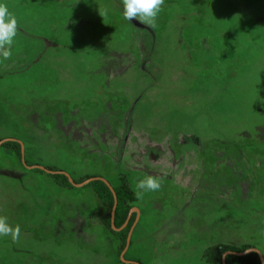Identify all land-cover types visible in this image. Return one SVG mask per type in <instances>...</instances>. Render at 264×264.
<instances>
[{
	"label": "rangeland",
	"instance_id": "374dc122",
	"mask_svg": "<svg viewBox=\"0 0 264 264\" xmlns=\"http://www.w3.org/2000/svg\"><path fill=\"white\" fill-rule=\"evenodd\" d=\"M0 2L18 20L0 141L20 145L0 144V216L21 229L0 264H130L92 178L134 193L126 260L208 264L218 246L264 264V0H165L155 29L122 0ZM149 175L162 187L137 199Z\"/></svg>",
	"mask_w": 264,
	"mask_h": 264
},
{
	"label": "clouds",
	"instance_id": "9594fccd",
	"mask_svg": "<svg viewBox=\"0 0 264 264\" xmlns=\"http://www.w3.org/2000/svg\"><path fill=\"white\" fill-rule=\"evenodd\" d=\"M165 0H122L123 18L127 21L136 20L152 29L157 27V18L163 11ZM100 15L105 18L108 9L99 10ZM18 34V20L14 13L10 12L8 6L0 2V58L9 60L12 57V49ZM162 180L156 176H146L134 184L137 199L142 200L145 193L159 191ZM21 234L20 226L15 227L7 222V217L0 216V237H10L13 243L19 241Z\"/></svg>",
	"mask_w": 264,
	"mask_h": 264
},
{
	"label": "trees",
	"instance_id": "16d2710c",
	"mask_svg": "<svg viewBox=\"0 0 264 264\" xmlns=\"http://www.w3.org/2000/svg\"><path fill=\"white\" fill-rule=\"evenodd\" d=\"M7 146L14 147L20 150V145L16 141H8L5 142ZM58 179L67 181V177L63 174L55 175ZM83 181V179H82ZM97 188L100 190L101 199L105 207V216L102 220V225L106 228L110 229L111 232L119 239L121 248H125L126 241L128 237V233L135 222L136 214H132L127 226L120 231L114 230L111 225V213L114 205V196L110 188L101 180H96L94 182ZM116 197H117V207L115 210L114 224L116 228H121L125 223L128 214L133 208L128 205V201L135 200L134 193L129 189L127 182L122 181V185L114 188ZM226 247H209L205 252L204 256L208 264H223L222 256ZM245 250H239L237 248L233 249L234 253L244 252ZM226 264H262L259 255L256 252H250L245 255H237V254H228L225 256Z\"/></svg>",
	"mask_w": 264,
	"mask_h": 264
},
{
	"label": "water",
	"instance_id": "95a60500",
	"mask_svg": "<svg viewBox=\"0 0 264 264\" xmlns=\"http://www.w3.org/2000/svg\"><path fill=\"white\" fill-rule=\"evenodd\" d=\"M8 141H15V140H12V139H10V138H8V139H3L2 141H0V144L5 143V142H8ZM21 154H23V145H22V147H21ZM22 162H24L23 159H22ZM39 169H42V170L48 171V172H50V173L63 174V175H65L66 177H69V175H68L66 172H63V171L52 172V171L46 170V169H45L44 167H42V166H39ZM92 179H93V180H101V181H103L104 183H106V181H105L104 179H102V178H92ZM72 184L75 185V183H73V182H72ZM106 185L110 188V190L112 191L113 196H114V205H113V209H112V213H111V225H112V228H113L114 230L120 231V230H122L123 228H125V227L127 226V224H128V222H129V220H130V218H131V216H132L133 213H136V214H137V217H136V220H137L138 215H139V210H138L137 208H135V207L131 208V210H130V212H129V214H128V217H127L125 223L123 224V226H122L121 228H116V227H115V224H114V217H115V210H116V207H117V197H116V194H115L114 189H112L107 183H106ZM134 224H135V223H134ZM134 224L132 225V227H131V229H130V231H129V233H128V237H127V241H126V246H125V248L123 249V251L121 252L120 257H121V260H122L123 262L130 263V264H139L138 262L128 261V260H126L125 257H124V254H125V252L127 251L128 247H129V243H130V240H131V235H132V230H133V226H134ZM249 252H256V253H258V251H257L256 249H253V248H252V249H248V250H246V251H244V252H239V253H234V252H230V251H229V252H225V253L223 254V256H222V263H223V264H226V263H225V256L228 255V254H237V255L242 256V255H245V254H247V253H249ZM261 262H262V261H261Z\"/></svg>",
	"mask_w": 264,
	"mask_h": 264
}]
</instances>
